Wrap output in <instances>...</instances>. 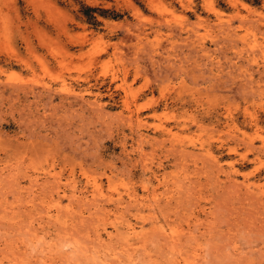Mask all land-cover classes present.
<instances>
[{"label":"rangeland","instance_id":"1","mask_svg":"<svg viewBox=\"0 0 264 264\" xmlns=\"http://www.w3.org/2000/svg\"><path fill=\"white\" fill-rule=\"evenodd\" d=\"M189 263L264 264V0H0V264Z\"/></svg>","mask_w":264,"mask_h":264},{"label":"bare ground","instance_id":"2","mask_svg":"<svg viewBox=\"0 0 264 264\" xmlns=\"http://www.w3.org/2000/svg\"><path fill=\"white\" fill-rule=\"evenodd\" d=\"M95 188H96V187H95ZM97 188H98V187H97ZM98 191H99V190H98ZM94 193H96V192H94ZM93 196H94V195H93ZM84 198H85V197H84ZM88 202H89V201H88ZM130 229H131V228H130ZM174 236H175V235H174ZM174 236H173V237H174ZM175 237H176V236H175ZM175 237H174V238H175ZM176 245H177V244H176ZM174 248H175V247H174ZM176 251H177V250H176ZM189 257H190V256H189ZM189 264H190V263H189Z\"/></svg>","mask_w":264,"mask_h":264}]
</instances>
